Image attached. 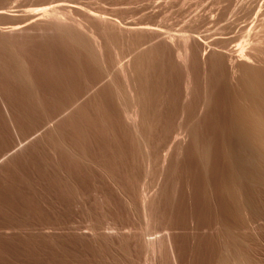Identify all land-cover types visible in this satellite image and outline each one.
Returning <instances> with one entry per match:
<instances>
[{"label":"rangeland","instance_id":"rangeland-1","mask_svg":"<svg viewBox=\"0 0 264 264\" xmlns=\"http://www.w3.org/2000/svg\"><path fill=\"white\" fill-rule=\"evenodd\" d=\"M2 1L0 0L1 3ZM48 1L10 0L7 8L10 12L12 11L11 14L17 11L14 14L18 17L1 19L0 28L5 32L8 31L11 24L17 23L24 16L23 11L41 8ZM66 1L78 2L90 9L93 7L92 10L96 11L99 9L109 17L124 22L122 23L124 25L129 24L128 21L130 23L140 21V23L171 26L174 32L188 27L189 22L201 17L204 22L202 21L203 23L201 22L198 27L203 35V31L204 33L210 29L214 31L215 28L235 20L236 14L227 13V9L235 6L238 0H231L233 4H230L232 3L230 0H223L224 3L219 5L216 0H198L199 2L197 0H192V2L191 0H171L174 4L170 0ZM167 2L173 5L170 4L169 7ZM19 8H22L21 11ZM224 13H226L225 18ZM18 36L5 33L0 40V46L2 44L4 46L0 47V57H2L0 63H3V67L0 64V264H148V262L149 264H171L169 249L164 237L167 232L165 229L172 233L178 264H221L224 256L228 257L227 251L231 249L229 243L233 244L231 238H235L232 247L240 264H264V186L243 183L245 193L247 192L246 194L252 200L247 201L251 207L249 209L253 208V212L255 211L253 213L250 210L247 216L236 212L232 201H228L230 203L228 204L225 198L224 186L229 179L230 160L229 155L220 148L217 139L220 132L224 130L223 127H226L230 120L231 93L228 92L231 95H227L224 90L216 88L214 99L217 98V101H214L215 105L211 108V114L207 112L206 115L201 110L202 102H204V84L200 81L202 80L201 72L198 73L200 76L197 74L199 89H196L198 92L194 93L191 99L189 98L190 104H187L186 110L190 111H185L187 125L192 123L196 129L198 128L196 141L193 142L190 135L183 134L184 136L179 140L180 153H176L174 152L175 144L172 143L169 134L176 130L177 121L182 112L179 109H183L184 97L181 94L182 90H178L181 87L182 77L171 69L167 59H164L161 64L159 62L162 75L160 71H156L157 69L150 70L149 75L153 79H150L152 84L150 83V89H148L151 91L148 93L150 97L147 95V101L150 98L151 102L148 101V105L153 112L149 134L151 152L155 154L154 157L161 154V156L164 154L170 156V164L162 178L164 182L161 180L159 182L160 165L157 163L153 166L154 169L152 167L148 172L145 171L142 155L134 136L122 122L120 123L116 114V104L113 101L110 87L104 84L92 94L88 93L90 87L101 80L102 75H98L100 74L99 69L88 62L83 55H78V52L76 54V51L73 52V49H71L72 53L69 48L67 51V48H64L66 46L63 44L62 46L59 42L58 45L54 40L49 41L50 39L38 37L33 39L23 37V35L21 37L20 34ZM12 40L13 45L10 44ZM52 45L56 47L53 49ZM12 58L14 59L11 60ZM129 58L131 57L128 56L127 60ZM153 60L156 62L155 57ZM9 63L15 67V70H12L13 67ZM15 71L19 74H14ZM16 75L23 81L26 80V83ZM25 84L26 86H23ZM72 101H75L73 109ZM199 103L200 106H198ZM69 105L72 107H68ZM66 107L71 108V111L69 110L68 115H62ZM168 116L169 120H167ZM196 119L201 121L197 122ZM47 120H53L52 131L50 128L43 127L46 126ZM202 144L207 145L202 146ZM62 149H65V152ZM207 151L208 154H206ZM203 153L207 157L203 156ZM259 167L257 176L261 179L264 177V165H259ZM200 179L203 181L201 182ZM142 186L144 190L146 188L148 196L157 195L152 201L154 204L152 208L155 209L153 212L156 213L154 216L157 215L156 225L160 229H157L159 231L157 235L151 237L159 244L156 255L147 252L143 237V221L137 210L139 193L136 192H139ZM257 189L262 192H258ZM228 222L233 227L231 234L225 231V225H228Z\"/></svg>","mask_w":264,"mask_h":264},{"label":"bare ground","instance_id":"bare-ground-1","mask_svg":"<svg viewBox=\"0 0 264 264\" xmlns=\"http://www.w3.org/2000/svg\"><path fill=\"white\" fill-rule=\"evenodd\" d=\"M216 1H217L218 5L220 3L222 4V2H223V0H216ZM170 2H172V1L170 0ZM176 2H178V1H176ZM191 2H192V0H191ZM8 3H10V0H4L0 4L1 5L0 6V20L5 19V18L9 19V18H13V17H18V16H16L17 14L16 15L14 14V12L17 13V11L13 12L14 15L11 14L12 11L10 12V10L7 8ZM88 4H90V2H88ZM160 4H161V2H160ZM167 4L169 6L171 3L169 4V2H167ZM173 4H171V5H173ZM230 4H233V2ZM234 4H235V2H234ZM44 5H42L43 7H41V8L38 7V9L37 8L32 9V10L26 9V11H23L25 14L22 13V15H24L21 17L22 19L20 18V21H18L17 23L15 22V23L11 24L7 29L8 31L5 32V31H3L2 28H0V40L3 38V35L5 33L10 34V35H16L17 34V36H18V34H20L21 37L23 35V37L26 36L27 38L30 37L33 39L38 37L41 39H47V40L50 39L49 41L54 40L55 43L57 42V44H58V42H59V44L61 43V45L63 44L64 46H66L64 48H67V51H68V48L70 50L73 49V52L76 51V54L78 52L79 53L78 55H80V54L83 55L87 59L88 62L92 63V65L94 67L96 66L97 69H99V71H100V74H98V75H100V76L102 75L100 77L101 80L98 81L92 87H90L91 89L88 91V93L91 92L90 94H92L94 91H96V89L98 87H101L104 84L110 87V89H111L110 91L112 92V95H113L112 97L114 98L113 101L116 104V114L118 115L120 123L122 122V124H124V126H126V128L129 129L128 131H130L132 133V136H134L135 139L134 138H132V139L136 140V142L138 144L137 146H138L140 153L142 155V162H143V166H144L145 171L148 172L157 163L160 165L159 168L161 169V171H160L161 173L158 176L159 182H161L163 180L162 179L163 174H164V172H166L165 170L167 169L168 165L170 164V156L168 154H166V155L164 154V156H161L162 155L161 154L160 156L156 155L154 157L155 154L153 155L151 152V146H150V142H149V134L151 133L150 132V130H151V117H152L151 113H153V112H151L152 110L150 108V105H148V101L150 100V98H148L149 100L147 101V95H149V97H150V94H148V93H150L149 91H151V90H148V89H150V83H151L150 79L151 80L153 79V78H150V75H149L150 70H152V69L156 70L157 69L156 71H158V72L160 71L159 73L162 75V73H161L162 67L160 64H161V62L163 63L164 59H167L168 63L172 67L171 69L176 71V73H179V75L182 77L181 87L178 90H182L181 94H183V97H184L183 106H182L183 109L181 110V108L179 107L180 108L179 110L182 112H181L179 121H177V123H178L177 128H175L176 130L174 132L172 131V133L169 134V135H171L172 143L175 144V147H174L175 151L174 152H176V153H180V149H181L180 146L181 145H180L179 140H180V137L184 136L183 134L190 135L192 141L193 142L196 141V131L198 132V128L196 129L195 125H192V123L187 125V121H186L187 118L185 119V114H186L185 111L188 112V110H189V109L186 110L187 104L188 103L190 104L189 98L192 97V95L194 93L196 94V92H198L197 90L199 89L197 87L199 85H197V80H196L197 74L201 72L202 80H200V81H203V84H204V88H203L204 89L203 90L204 91L203 92L204 102H202L203 103L202 105L200 104L201 103L200 102L198 106H200V105L202 106L201 110H203V112H205L206 115H207V112H208V114H211V112H210L211 108H213V105H215L214 101L217 98L214 99L215 98L214 93H215V90H217L216 88H219V90L221 89L222 91L224 90L225 93L227 92V95L232 94L231 95L232 96L231 108H230L231 114H230V118H229L230 120H229V122H227L228 124H226V127L225 126L223 127L224 130L222 132L219 131L220 136H218L219 138L217 139V141H218L220 148L223 149L227 153V155H229L228 158L230 160V163H229L230 164L229 165L230 170H228V171H230L229 172V179H228V183H226V185L224 186V191L226 194L225 198L227 201L226 203H228V201L229 202L232 201L231 203L235 206V207L233 206L235 211L238 213L241 212V214H244L243 216H247L251 212L250 210H252L253 208L249 209L251 207H249L250 205L248 204L247 201H252V200H250L249 196L246 194L247 192L245 193L243 183H248L251 185L264 186V177H262L260 179L257 176L258 175L257 168H260L259 165H264V0H238L236 2V5L235 6L233 5L234 7L232 6L231 8L229 7V9H227V13L230 12L231 15L236 14L235 17L237 19L235 18V20H232L231 22H228V23H225V24L219 26L220 28L219 27L215 28V30L217 29L216 31L215 30L212 31L211 29L206 30L205 33L203 31V35L199 31L200 27H198V25L203 21L202 20L203 18L201 19V17L199 18L198 16H197L198 18H195L191 23L189 22V25H187L188 27L182 28L181 30L174 32L172 30L173 28H171V26L166 27V26H161V24L155 25V24H150V23H145V22L140 23V21L138 23H130L128 21L129 24L126 23L127 25H124V24H122L124 22H120L117 19L115 20V18L109 17L105 12L100 11L99 9H98V11H96L95 9L92 10L93 7L90 9L87 6L82 5L78 2H74V1L50 0V2L48 1V3H46L45 6ZM15 7L16 6H14V8ZM98 7H100V6H98ZM183 7H186V6H183ZM21 9H20V11H21ZM154 9H155V7H154ZM163 9H165V8H163ZM224 14L223 15L225 18L226 13H224ZM150 15L152 17V14H150ZM147 16H149V15H147ZM154 16H155V14H154ZM123 18H121V19H123ZM141 19H142V17H141ZM150 19H152V18H150ZM164 19H165V17H164ZM123 20H121V21H123ZM161 20H162V17H161ZM166 20H167V18H166ZM136 21L137 20H135V22ZM148 21H150V20H148ZM132 22H134V21L132 20ZM27 38H25V40ZM31 41H29V42H31ZM54 41H53V43H54ZM11 43H13V40H12V42H10V44ZM11 45H13V44H11ZM8 46H10V45L8 44ZM52 46H53V49H54V47H56L54 45H52ZM0 47L1 48L4 47L3 44ZM10 47H12V46H10ZM48 47H50V46H48ZM5 48H6V46H5ZM0 51H1V49H0ZM54 51H57V50H54ZM67 51H66V53L68 54ZM7 52H8V50H7ZM70 52L72 53V50ZM128 56L131 57V58H129V60H127ZM154 57L156 58V62L153 60ZM0 58L2 59V57H0ZM13 59L14 58H12L11 60H13ZM67 59H68V57H67ZM125 59L127 61H125V63H124L123 61ZM14 61H13V65L15 63ZM159 62H160V64H159ZM19 63H21V62H19ZM9 64H10V66L12 65L11 63H9ZM2 67H3V65H2ZM5 67H6V65H5ZM11 67H13V66H11ZM153 67H155V68H153ZM3 70H1V71H3ZM12 70H15V67H13ZM174 71H173V73H174ZM5 72L7 73V71H5ZM168 73L170 74V72H168ZM14 74H17V72ZM23 74L24 73H22V75ZM151 74L154 75V73H152V72H151ZM198 75L200 76V74H198ZM16 76H15V78H17V77L19 78V76H17V77ZM156 76H158V75L156 74ZM174 77H176V76H174ZM29 78H32V77H29ZM24 79H26V78H24ZM170 79H171V77H170ZM20 80H22V79H20ZM30 80L31 79H29V81ZM10 81H12V80H10ZM25 81L22 80V82H25ZM155 81L156 80H154V82ZM22 82H20V83H22ZM161 82H163V81H161ZM156 84H158V83L156 82ZM166 84H167V82H166ZM179 84H180V81H179ZM153 85H155V84H153ZM16 86H18V85H16ZM23 86H26V84ZM83 91H85V90H83ZM32 92H34V91H32ZM228 92L231 94H228ZM86 94H84V96ZM178 96L179 95H177V97ZM194 98H196V97H194ZM187 99H188V101H187ZM180 100H182V99H180ZM74 102L72 101L73 107L70 106L71 103L68 107H72V109H73L75 106V104H73ZM77 102H79V101H77ZM149 102H151V101H149ZM34 103H36V102L34 101ZM192 104H194V103H192ZM40 109H41V107H40ZM64 109H65L63 112L64 114H62V115H68V112L71 111V108L67 109V107H66ZM108 109H109V107H108ZM177 111H178V109H177ZM165 112H166V110H165ZM154 114H156V113L154 112ZM154 114H153V116H154ZM228 115H226V116L228 117ZM37 116H39V114ZM175 116H176V114H175ZM210 117H211V115H210ZM176 119H178V117ZM167 120H169V116H168ZM198 120H200V119H198ZM198 120H197V122H198ZM216 120H217V118H216ZM192 121L193 120H191V122ZM204 121H205V119H204ZM46 122H47L46 126L44 125L43 127H47V128L51 129L52 124H54L53 120H49V121L47 120ZM169 126H170V124H169ZM121 129H123V128H121ZM125 129H124V131H125ZM212 129H214V128H212ZM164 130H165V128H164ZM51 131H52V129H51ZM202 132H203V130H202ZM47 133H49V132H47ZM44 136H46V135H44ZM215 136H216V134H215ZM51 137H52V135H51ZM156 138H157V136H156ZM202 138H203V136H202ZM202 138H201V140H202ZM132 139H131V141H132ZM152 140H153V138H152ZM160 140H161V137H160ZM198 140H200V139L198 138ZM160 142H159V144H160ZM154 144H155V142H154ZM203 145H205V144H202V146ZM152 148H153V146H152ZM134 149H135V147H134ZM160 149H161V147H160ZM71 150H73V149H71ZM198 151H200V150H198ZM162 152H163V150H162ZM174 152H173V154H174ZM201 152H202V148H201ZM204 152H206L205 149H204ZM217 152H218V150H217ZM176 153H175V155H178ZM206 154H208V151ZM206 154H204L203 156H206ZM82 157H83V155H82ZM241 157L244 159H242ZM225 162H226V160H225ZM93 164H95V163H93ZM226 165H227V163H226ZM227 167H228V165H227ZM96 169H98V168H96ZM153 169H154V167H153ZM173 172H172V175H173ZM225 174L226 173H224V175ZM137 178L138 177H136V179ZM113 180H114V178H113ZM138 180H139V178H138ZM202 181L203 180H201V182ZM162 182H164V181H162ZM168 182L169 181H167V183ZM120 184H121V182H120ZM248 184H245V185H248ZM157 188H158V185H157ZM257 188H258V186H257ZM160 189L161 188L159 187V191H160ZM258 190L259 189H257V191ZM260 191L262 192V190H260ZM260 191H258V192H260ZM124 192H123V194H125ZM146 192H147L146 188L144 190L143 186L139 192L138 191L136 192V193H139L138 194L139 198L137 197V199L139 201V206H138L137 210L139 211V215L143 221V226H144L143 227V235H144L143 237H144V243H145V247L147 249V252L151 253L153 255H156V253H158L156 251L158 250L157 246H159V244H157L158 242L155 239H151V237L154 236L157 232H159L157 229H160V228H157V225H156L157 224V220H156L157 215L154 216L156 213L153 212V210L155 211V209L152 208V205H154V204H152L153 203L152 201L154 200V197L157 195H155L154 197L152 194H151L152 196L151 195L148 196L149 193L147 194ZM160 193L162 194V192H160ZM163 193H165V192H163ZM120 194L118 196H120ZM133 196H135V195H133ZM254 196H256V195H254ZM126 199H127V197H126ZM135 201H137V200H135ZM223 201L225 202V200H223ZM130 203H132V202H130ZM228 204H230V203H228ZM127 207H129V206L127 205ZM231 207H232V205H231ZM135 210H136V207H135ZM254 210H255V208H254ZM252 212H253V210H252ZM233 213L234 212H232V214ZM161 217H162V215H161ZM163 217H165V216H163ZM249 220H251V219H249ZM229 224L230 223L228 222V225L226 224L228 227H226V225H225L226 229L225 228L224 229H225V231L227 230V232H229L231 234L233 227L231 226V224L230 225ZM246 225H248V224H246ZM213 227H214V225H213ZM250 227H253V226L250 225ZM206 228H207V226H206ZM165 230L167 231L165 233L164 237H165V241H166V244L168 246V249H169V257H170L169 262H171V264H178L177 262L179 260L177 259L178 256H177V254H175V251H174L175 248H174V245L172 242V235H171L172 233H170L169 232L170 230L168 231V229H165ZM193 231H195V230H193ZM221 231H223V230L221 229ZM235 235H236V233H235ZM132 236L134 237V234ZM218 236H219V234H218ZM157 238H159V236ZM233 239H235V238H231V241L233 244L231 245V243H229L231 246V247L230 246L229 247L231 249H229L227 251L228 257H227V255L224 256V260H225V257H226V260L225 261L223 260V262H221V264H240L238 262V258H237L238 256L236 255L235 250L232 247V246H234ZM240 241H242V240L240 239ZM133 242H134V240H133ZM199 245H201V244H199ZM132 246H133V244H132ZM245 247H247V246H245ZM217 249H218V247H217ZM188 250H189V248H188ZM218 252H219V250H218ZM221 254H222V252H221ZM221 256H223V254ZM165 258H166V256H165ZM158 259H160V258H158ZM160 260H162V258ZM150 262H151V260H150ZM217 262L218 261H216V263ZM148 264H149V262H148Z\"/></svg>","mask_w":264,"mask_h":264}]
</instances>
